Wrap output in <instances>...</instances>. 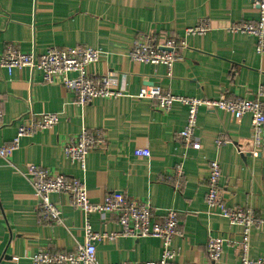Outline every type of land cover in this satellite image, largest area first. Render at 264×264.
<instances>
[{
	"label": "crops",
	"instance_id": "0c3cea01",
	"mask_svg": "<svg viewBox=\"0 0 264 264\" xmlns=\"http://www.w3.org/2000/svg\"><path fill=\"white\" fill-rule=\"evenodd\" d=\"M257 17L252 0H0V55L9 45L37 53L91 47L102 56L89 72L110 76L114 89L123 93L83 107L71 91L43 83L38 71L0 67V147L13 144L28 113L60 115L56 127L22 137L8 159L0 158V264H34L32 257L41 251L72 252L85 242V216L66 195H51L63 225L39 222L38 199L26 175L29 164L84 181L93 202L120 193L125 199L149 201L155 219L178 211L183 236L174 239L173 248L179 264H240L239 253L231 247L223 249L216 263L207 255L210 236L241 238L240 227L208 212L209 162L217 160L222 199L232 208L254 209L263 221L253 231L251 257H264V141L257 157L238 150L240 145L250 149L251 118L236 120L201 108L197 143L186 147L180 133L188 109L175 104L167 113L157 101L137 98L144 87L159 86L184 97L255 99L264 87V54L256 52L254 37L233 28ZM203 19L210 24L207 33L185 35ZM149 35L186 41L185 48L177 49L171 77L164 65L131 60L132 43ZM83 129L105 135V145L87 156L85 169L64 152ZM220 136L229 143L218 148ZM179 165L185 177L177 190L173 171ZM90 223L99 233L121 231L116 214L106 219L92 215ZM96 249L99 264H144L160 260L163 247L155 237H120L98 242Z\"/></svg>",
	"mask_w": 264,
	"mask_h": 264
},
{
	"label": "built area",
	"instance_id": "2783aa9c",
	"mask_svg": "<svg viewBox=\"0 0 264 264\" xmlns=\"http://www.w3.org/2000/svg\"><path fill=\"white\" fill-rule=\"evenodd\" d=\"M258 17L253 22L234 27V31H241L255 38L256 52L264 54V0H252ZM210 30V24L203 19L195 27L186 29V36L204 35ZM186 41L164 38L156 39L145 36L136 39L130 49V58L135 63L164 65L168 69V76H172L174 64L178 61L177 49L185 48ZM102 52L91 47L51 48L45 53L23 52L14 45L6 47L0 55V67L12 72L14 69L29 68L42 74L43 83L58 84L76 96L79 106H86L96 99H112L123 95L114 89V82L110 76L91 74L89 68L95 66L101 59ZM138 99L155 100L158 108L170 112L175 104H181L188 109L187 122L180 133L186 147H193L197 143L196 131L201 108L209 111H222L230 114L236 120L249 116L252 120V138L250 149L239 147L240 153H249L257 157L263 147L264 141V87H260L257 97L252 100H230L226 95L217 99H201L174 95L159 86L144 87ZM4 119V111L0 103V126ZM60 122V115L44 113L34 115L28 113L21 120L18 133L11 146L0 147V158L8 159L14 149L18 147L22 137L33 136L41 131L53 129ZM229 143L224 137L216 139L218 148ZM105 145V135L101 130L83 131L71 140L64 152L70 161L85 169L87 156L96 149ZM150 151H137L146 154ZM210 175L207 182L206 205L211 215L226 218L233 226L240 227L241 238L234 240L228 237L210 236L207 243V255L210 261L216 263L220 260L225 247H231L239 253L240 264H264V257H251V238L254 230L260 229L262 219L254 209L229 207L221 196L222 169L219 161L209 162ZM27 178L38 199L37 217L41 224L51 223L63 225L62 212L59 206L51 201V195L62 194L70 199L73 208L80 210L85 216V242L72 252L50 253L41 251L34 257V264H99L96 244L103 240L110 242L120 237L141 239L146 237L159 238L162 241V255L157 262L144 264H179L176 262L179 253L173 248V241L182 237L179 213L168 210L161 219L154 218V208L149 201L125 199L120 193L107 194L100 202H93L89 196L84 181L67 175H53L44 167L29 164L26 167ZM173 176L176 179L175 188L182 187L185 177L181 165L174 168ZM166 181V178H161ZM117 215L121 231L99 233L93 230L90 216ZM133 264V263H117Z\"/></svg>",
	"mask_w": 264,
	"mask_h": 264
}]
</instances>
